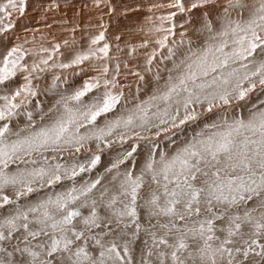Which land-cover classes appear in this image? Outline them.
I'll list each match as a JSON object with an SVG mask.
<instances>
[{
	"label": "snow or ice",
	"instance_id": "snow-or-ice-1",
	"mask_svg": "<svg viewBox=\"0 0 264 264\" xmlns=\"http://www.w3.org/2000/svg\"><path fill=\"white\" fill-rule=\"evenodd\" d=\"M25 7V0L0 4V40L14 27L3 21ZM165 7L166 14L154 12ZM148 12L154 39L129 45L128 55L154 45L144 60L152 73L161 56L154 90L111 119L126 97L120 63L109 68L103 23L67 62L59 43L25 48L29 41L0 59V264H264V99L253 101L257 89L264 95V0H169ZM178 14L187 17L184 31L170 41ZM189 24L195 40L185 38ZM86 61L98 62V74L69 92L58 90L63 81L53 73L47 91L59 98L34 115L33 81ZM166 61L171 67L161 69ZM18 73L23 83L12 89ZM131 75L150 83L139 71ZM234 103L247 115L230 114ZM207 114L215 119L173 139ZM161 137L173 151L159 148ZM142 141L148 154L137 169ZM114 144L128 146L105 168L108 183L105 175L78 183ZM82 152L88 155L80 160ZM44 189L51 191L41 196Z\"/></svg>",
	"mask_w": 264,
	"mask_h": 264
},
{
	"label": "rangeland",
	"instance_id": "rangeland-1",
	"mask_svg": "<svg viewBox=\"0 0 264 264\" xmlns=\"http://www.w3.org/2000/svg\"><path fill=\"white\" fill-rule=\"evenodd\" d=\"M73 1H77V0H69L68 2L70 4L68 3L67 5H65L63 3L65 5L64 7L59 2H57L56 3L57 5L55 4V6H53V5L52 6H42L43 7L42 11H44V12L43 13H42V11L39 12V13H41L40 15H41V19L42 20H39V22L36 21L34 23L35 24V27H34L35 29L32 26L25 27V26L19 25L18 22H16V21L15 22H11V23H13V24L15 23V24H14V27L11 29L12 31L10 30V32H8L7 39L9 41H11L12 44H14L16 42L24 43L25 41H29L30 43H26L25 44V48H29V49H31V48H38L41 45H43V47H46V48H51V46L53 44L59 43L61 45V53H62V55L60 56V59L63 62H67L68 60L71 59L72 55H74V53L76 51H82V50H86L87 49V47H88V45L90 43V38L92 36H94L96 34L98 35L99 34V31L105 30V29H101L100 25H98V24L103 23L106 26V30L108 29L106 31V35H107L106 37L111 38V40H112V38H116L118 36L120 37L121 40L124 37L127 38V36L123 35V34L127 33L126 30L118 29L120 27V25H119V19L123 17L122 20L120 19L123 22V19L124 18H130L131 17L130 13H132V11L133 12L135 10L138 11L139 8H140L135 3V2H137V0H133L134 1L133 2L134 5H133V3L130 2L132 0H130L129 2H127V0H119V1L116 0L117 2H114L115 0H112V1L111 0H102V2H101L102 5L101 4L99 5L97 11L100 9L98 12H102V14L104 12L105 13L103 15L100 13L101 14V17H99L100 16L99 13L98 14H95L94 13L95 15H98L97 16L98 19H97L96 16L92 17L93 20L92 19H89L90 20V23H91L90 24L89 21H87V20L86 21H81V20H83L81 18L82 15L81 14H78V13H81L82 9L84 11H87V10H85L87 8L89 10H91V7L93 6V4H95L94 3V0H87V1L86 0H81L80 2L78 1V2H74V3H73ZM107 1L108 2L110 1V2L108 3ZM123 1H125V2H123ZM130 3L132 5L127 6ZM86 5H87V7H86ZM106 5H108V6H106ZM109 5L114 10L107 12V10H109ZM117 5H119V6L117 7ZM83 6H84V8H83ZM54 7H55V9H54ZM48 8H50V9H48ZM56 9L58 10V12H62V13L59 14ZM65 9H67L69 11H66ZM101 9H103V10H101ZM59 10H62V11H59ZM70 10L72 11V13H70ZM165 10H169V9L166 8ZM25 11H26V8H25ZM84 11H82V13ZM36 12H33V13H36ZM51 13H53L54 16ZM69 13H70L71 16H74L73 17L74 18L73 21L75 23H73V22L71 23V21L69 22V19H70V17L68 16ZM115 13H116V17H115ZM193 13L198 16V14H201V10H199V9L198 10H194ZM42 14H45L43 16H47L48 17L47 19L49 21L50 20L52 21V19L56 20L54 18L55 16H56V18L57 17L58 18H60V17L63 18V16L65 15L64 18H63L65 20H63L64 22L62 21V23H64V25H67L66 27H64V29H62L63 32H65V33L61 34L62 31L60 33V30H58L57 32H55L56 33L55 34L53 30H54L55 27L58 28V26L56 25L57 22L54 21V20L52 22L50 21L48 23L49 24L52 23L51 24L52 26L49 25L46 22V20H45L46 18L43 17ZM25 15L24 16H21L22 19H26V16L27 15L26 16ZM75 15H76V17H75ZM102 16H103V18H102ZM21 17H20V19H21ZM68 17H69V19H68ZM112 17H113L114 21H113ZM199 17H200V15H199ZM199 17H198V19H199ZM94 20H95V22H93ZM98 20H99V22H98ZM102 20H104L106 23L103 22ZM40 21H43V22L40 23ZM36 23H38V24H36ZM76 23H78L77 26L74 25ZM88 23H89V25H88ZM93 23L94 24L96 23V25H94ZM42 24H44V26H46L45 29H44V26ZM112 24L113 25L116 24L115 25L116 30L118 29L119 31L118 30L116 31L115 28L112 27L113 26ZM18 25H19V27H18L19 29H16L15 27L18 26ZM72 25L75 26V28L74 27L71 28V31H73L72 34L75 33L77 30L79 31L80 29L86 27V25L88 26V29L91 30L92 32H90L87 36H81V37H85V38H80L79 35H71V36H69V34L71 33V31L69 29H70V26H72ZM117 25H119V26H117ZM94 26H95V29H94ZM110 26H111V30H109V27ZM40 27H41V29H40ZM49 27H50V29H49ZM176 28L178 29V30L176 29V31L179 32V33H177L178 34L177 36L170 37L169 38L170 41L172 39H175V40L179 41V39H180L179 35H180V33L182 31H184V29H181L179 26L176 27ZM36 32H38V33H36ZM14 33H15V35H14ZM61 35H63V37ZM114 35H115V37H113ZM191 35L192 36H190V34H188V31H187L185 38L187 39V38L191 37L192 39L195 40V36L193 35V33H191ZM21 36H23V37H21ZM27 36H29V37H27ZM10 37H11V39H10ZM106 37H105L106 42H108L110 44V56L112 58L108 62L109 63V68H110V70H114L116 63L117 62L120 63V66H121V68H120V74L117 76V79H118V81L120 83V86L123 88L124 93H125V97H126V99L124 101H122V105L121 106H118V109L113 114H110L109 115L108 118L111 119L112 118V115H119L120 112L124 108H131V107L134 106L135 103H138L140 100L147 99L148 96H150L152 94V92L154 90V85L156 83L153 80V74L156 71V65L159 63V61L161 59V56H158L156 58V60L154 61L153 72L152 73L146 72V71H144V68H145L144 60H145L146 54L148 52H151V50H152L151 49V47H152L151 45H150L151 47H148L147 49L138 48L137 51L132 56H129L128 55V51H129L128 46L129 45H133L132 43H129L127 41H121L120 42V40L118 41L117 39H113L110 42V40L108 38H106ZM121 37H123V38H121ZM63 40L64 41H67L68 40V45H64V41ZM32 41H35V43L34 44L31 43ZM102 43L103 42H101V44ZM134 45H137V44H134ZM117 46H119V50H118ZM9 48L10 47L6 43L5 44L4 43L3 44L0 43V59H2L3 55L6 54V52H7V50ZM142 50L144 52H142ZM159 51L162 54H166V49H162V50H159ZM26 60H27V62L29 64L32 63V60H31L30 57H26ZM94 63H98V62H95V61H86L84 64H82L80 66H77V67L72 68V69H66V70L52 69V70L44 73L39 80H34L33 83L38 86V93H39L38 96L33 101V106H35L37 103L39 104V108H36L35 109L34 115L36 113L40 112V111H47L48 108L51 107V105L55 102V100L59 98L58 96H56L54 94V92L47 91V89L52 84L53 73H56V74L61 75V78H62V81H63V83L60 84V88L58 90L59 91H69L70 92L74 88L82 86L83 82L86 79H89L90 77L95 76V75L98 74V68H94L92 66ZM125 63L128 64V67L127 68L124 67V64ZM165 66L171 67L170 62H167L166 61L163 64H159V67L161 69H163ZM133 70L134 71L141 72L145 76V80L148 81V82H150V83L140 82L137 77L131 75V72ZM164 75H166V74H164ZM10 83H11V88L12 89H14L16 87H19V85L23 83V76H22V74H19L18 73L17 74V77H15L14 80L12 82H10ZM161 83H162V81H161ZM255 96H260L261 99H264V95H261L259 89H257L256 93L253 95V101H255ZM238 103L239 104H243L244 102H238ZM33 106H30V107H33ZM228 112L230 114H235L237 116H240V115L246 116L247 115V109L246 108L239 107V106H236L235 103H234V106L233 107H231V108L228 109ZM37 118H38V116H37ZM213 119H215V115H213V114H207V115L203 116L199 121H197L196 124H191V125L186 126L184 128V130L181 133H178V136L177 137H173V139L174 140H177L179 142V141L184 140L185 138H190L191 135L193 134V131L194 130H197L198 131L200 127H203V124L205 122H211V120H213ZM25 121H26V117H20V118H18V122L20 124H23ZM101 122H103V118H101ZM129 143H131V141ZM156 143L159 145V148L162 149V150L173 151L174 148H175V145L171 144L168 140H165L163 137L159 138L156 141ZM127 146L128 145L125 144L123 146V148H122L119 144H114L112 148L104 149L103 152L101 153V156H102L101 164L98 165L97 168L94 169L91 173H84V174H82L83 180H80L78 178V183H82L84 180H94L98 176L105 175V173H104L105 168L108 167V165L110 164V162L112 160H114L125 148H127ZM91 147H92V150H95V145H92ZM147 154H148L147 153V142H143L142 141L140 143L139 147H138V154L136 156V159H137V169H139V167L143 164V162H144ZM87 155H88V153L82 152L81 154H77V158L80 159V160H83ZM69 159H70V157L68 156L67 153H65L64 156H63V158H62V160L63 161H68ZM122 170H123V166H122ZM109 180H110V176H106L105 175V178L102 181V184H107ZM64 183L65 184H68V182H66V181ZM68 186H70V184ZM54 190L55 191H60L61 189L59 187H57ZM48 191H51V190L44 189V190L41 191L40 195L43 196ZM36 198L37 197L35 195H33L31 197L32 200H35ZM82 211H84L85 214H87V211L86 210H82ZM139 254H140L139 247L134 246V255H135L136 259H139Z\"/></svg>",
	"mask_w": 264,
	"mask_h": 264
},
{
	"label": "bare ground",
	"instance_id": "bare-ground-1",
	"mask_svg": "<svg viewBox=\"0 0 264 264\" xmlns=\"http://www.w3.org/2000/svg\"><path fill=\"white\" fill-rule=\"evenodd\" d=\"M69 0H26L25 1V5H26V11L24 12V14L23 15H21L20 13H19V11H12L11 12V16H10V18H8V19H5L3 22L4 23H9V22H18V24L19 25H22V26H25V27H29V26H32L33 28L35 27V22L37 21V22H39V20H42L41 19V13H39L40 11H42V9H43V7L42 6H55V4L57 3V2H59V3H61V5L64 7L65 5H67L69 2H68ZM80 2L81 0H77V1H73V3L74 2ZM87 1V0H86ZM112 1V0H111ZM117 1H119V0H117ZM116 0L114 1V2H117ZM130 0H127V2H129ZM89 2V1H88ZM108 2V1H107ZM110 2V1H109ZM108 2V3H109ZM123 2H125V1H123ZM131 3H133L134 1L132 0V1H130ZM167 2H169V0H137V2H135L136 3V5H138V7H140L139 8V10L137 11V10H135L134 12L132 11V13H130V15H131V17L130 18H124L123 19V22L121 21L122 20V18H120L119 19V25H120V27L118 28V29H121V30H126V32L127 33H125V34H123V35H125V36H127V38H125L124 36V38L123 37H121V38H123L122 40L121 39H119L120 40V42L121 41H127V42H129V43H132L133 45L134 44H137V45H139V44H141V43H143L144 42V40H146V39H148V40H152V39H154V36H152L149 32H148V29L151 27V25L146 21V16H148V15H150V13L148 12V9L150 8V7H152V5L153 4H161V5H166V3ZM2 3H6V0H0V4H2ZM65 5H64V4ZM92 3V2H91ZM90 3V4H91ZM95 3V2H94ZM121 3V2H120ZM129 4V5H127V6H130V5H132V4ZM164 3V4H163ZM70 4V3H69ZM72 4V3H71ZM57 5V4H56ZM102 5V4H101ZM105 5V4H104ZM121 5V4H120ZM133 5H134V3H133ZM106 6H108V5H106ZM119 5H117V7H118ZM86 7H87V5H86ZM83 8H84V6H83ZM48 9H50V8H48ZM54 9H55V7H54ZM58 9V8H57ZM56 9V10H57ZM60 9V8H59ZM68 9V8H67ZM67 9H65L66 11H69V10H67ZM72 9V8H71ZM97 9H98V7H96V5L95 4H93V6L91 7V10H89L88 8L87 9H85V10H87V11H84L83 9H82V11H84L83 13H82V11H81V13H78V14H81L80 16H81V18L83 19V20H81V21H89V23H90V20L89 19H92V17H94V16H98V15H95V14H98L99 13V17H101V14H102V12H98L97 11ZM135 9V8H134ZM166 9V8H165ZM164 8H160V9H154V12L156 13V15H162V14H166L167 13V11H169V10H165ZM38 10V11H37ZM77 10V9H76ZM101 10H103V9H101ZM133 10V9H132ZM37 11V12H36ZM55 11V10H54ZM59 11H62V10H59ZM96 11V12H95ZM105 11V10H104ZM103 11V12H104ZM109 10H107V12H108ZM129 11V10H128ZM33 12H36V13H33ZM44 11H42V13H43ZM51 12V11H50ZM57 12H58V10H57ZM80 12V11H79ZM46 13V12H45ZM59 14H61L62 12H58ZM66 13V12H65ZM70 13H72V11L70 10ZM70 13H69V17H70V19H69V17H68V19H69V22L71 21V23L73 22V23H75L73 20H74V16H71L70 15ZM95 13V14H94ZM101 13V14H100ZM105 13V12H104ZM103 13V14H104ZM27 16H26V15ZM50 14V13H49ZM51 14H53V13H51ZM102 14V15H103ZM110 14V13H109ZM26 16V19H22V17L21 16ZM43 15H45V14H42V16ZM58 15V14H57ZM106 15V14H105ZM108 15V14H107ZM199 15L200 14H198V16L196 15V14H192V24H196V22L198 21V17H199ZM50 16V15H49ZM53 16H54V14H53ZM60 16V15H59ZM65 16V15H64ZM64 16H63V18H64ZM78 16V15H77ZM113 16V15H112ZM20 17H21V19H20ZM43 17H45L46 19V22L48 23V22H50L47 18V16H43ZM42 17V18H43ZM75 17H76V15H75ZM115 17H116V13H115ZM114 17V18H115ZM56 20H54V19H52V21L54 20V21H56L57 22V26H58V28H54V33L55 32H57L58 30H60V33H61V31H62V33L61 34H63V33H65V32H63V30L62 29H64V27H66L67 25H64V23H62V21L63 20H65V19H63L62 17H60V18H56V16L54 17ZM102 18H103V16H102ZM108 18V17H107ZM106 18V19H107ZM118 18V17H117ZM97 19H98V17H97ZM112 19H113V17H112ZM187 19V17H185L184 15H182V14H178L177 15V17L175 18V23H176V25H177V27L181 24V23H184V21ZM48 20V21H47ZM93 20V19H92ZM51 21V22H52ZM61 21V22H60ZM103 22H105L104 20H102ZM109 21V20H108ZM113 21H114V19H113ZM43 21H40V23H42ZM64 22V21H63ZM92 22V21H91ZM93 22H95V20L93 21ZM98 22H99V20H98ZM117 22V21H116ZM115 22V23H116ZM89 23H88V25H89ZM101 23V22H100ZM106 23V22H105ZM153 23H155V24H158L159 23V21H157V20H155V17L153 18ZM15 24V23H14ZM36 24H38V23H36ZM49 24V23H48ZM52 24V23H51ZM51 24H49V25H51ZM91 24V23H90ZM94 24V23H93ZM19 25L18 26H16L15 28L16 29H19L18 27H19ZM43 26H44V24H42ZM46 25V24H45ZM69 25V24H68ZM75 26H77L78 25V23H76V24H74ZM94 25H96V23L94 24ZM98 25H101V24H98ZM113 25V24H112ZM111 25V26H112ZM115 25L116 24H114L112 27H114L115 28V30H116V27H115ZM119 25H117V26H119ZM52 26V25H51ZM75 26H70V31H71V28H75ZM93 26V25H92ZM111 26L109 27V30H111ZM45 27L46 26H44V29H45ZM54 27V26H53ZM84 27V26H83ZM91 27V26H90ZM97 27V26H96ZM185 27L188 29V34H190V36H192L191 35V33H192V31H191V27H192V25L191 24H189V25H185ZM100 28V27H99ZM35 29V28H34ZM38 29V28H37ZM40 29H41V27H40ZM48 29V28H47ZM49 29H50V27H49ZM78 29V28H77ZM94 29H95V26H94ZM101 29H103V28H101ZM117 29V30H118ZM177 29V28H176ZM75 30V29H74ZM108 30V29H107ZM106 30V31H107ZM114 30V31H115ZM116 30V31H117ZM120 30V31H121ZM178 30V29H177ZM12 31V30H11ZM22 31V30H21ZM68 31V30H67ZM104 31V30H103ZM113 31V30H112ZM119 31V30H118ZM10 32V31H9ZM17 32V31H16ZM72 32L73 31H71V33L69 34V36H71V35H79L80 36V38H85V37H81V36H87L90 32H92L91 30H89L88 29V26L86 25V27H84V28H82V29H80L79 31L77 30L75 33H73L72 34ZM100 32V31H99ZM124 32V31H123ZM18 33V32H17ZM36 33H38V32H36ZM42 33V32H41ZM97 33V32H96ZM177 33H179V32H177L176 31V35L175 36H177L178 34ZM8 34V33H7ZM56 34V33H55ZM14 35H15V33H14ZM97 35V34H96ZM116 35V34H115ZM115 35L113 36V37H115ZM119 35V34H118ZM13 36V35H12ZM62 37H63V35H61ZM60 36V37H61ZM66 36V35H65ZM107 36V35H106ZM117 36V35H116ZM14 37V36H13ZM21 37H23V36H21ZM27 37H29V36H27ZM68 37V36H67ZM119 37V36H118ZM179 37H180V35H179ZM16 38V37H15ZM55 38V37H54ZM106 38H108L109 40H110V42L113 40V39H116V38H112V40H111V38H109V37H106ZM10 39H11V37H10ZM118 40V41H119ZM1 42L0 43H6L9 47H11L13 44L11 43V41H9L8 39H7V37H6V39H4V40H0ZM64 41V40H63ZM68 41V40H67ZM87 41V40H86ZM53 42V41H52ZM126 42V43H127ZM128 43V44H129ZM153 47L154 45H152L151 43L149 44V47H151V46ZM152 47H151V49H152ZM142 49V48H141ZM140 49V50H141ZM147 51V50H146ZM142 52H144L143 50H142ZM149 53V52H148Z\"/></svg>",
	"mask_w": 264,
	"mask_h": 264
}]
</instances>
